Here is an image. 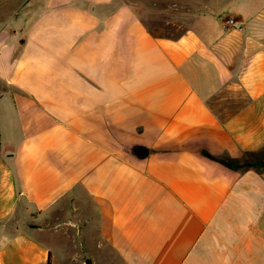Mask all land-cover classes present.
Listing matches in <instances>:
<instances>
[{"label": "crops", "instance_id": "obj_1", "mask_svg": "<svg viewBox=\"0 0 264 264\" xmlns=\"http://www.w3.org/2000/svg\"><path fill=\"white\" fill-rule=\"evenodd\" d=\"M174 2L0 0V264H264V0Z\"/></svg>", "mask_w": 264, "mask_h": 264}, {"label": "rangeland", "instance_id": "obj_2", "mask_svg": "<svg viewBox=\"0 0 264 264\" xmlns=\"http://www.w3.org/2000/svg\"><path fill=\"white\" fill-rule=\"evenodd\" d=\"M172 1H176L174 2L176 6H172L171 10L169 9V11H165V13H159L160 11H155L156 13H153L152 20H154L148 24L153 30L167 35H176L190 23L183 12L186 11L187 8L191 9V5L183 3L182 0Z\"/></svg>", "mask_w": 264, "mask_h": 264}, {"label": "built area", "instance_id": "obj_3", "mask_svg": "<svg viewBox=\"0 0 264 264\" xmlns=\"http://www.w3.org/2000/svg\"><path fill=\"white\" fill-rule=\"evenodd\" d=\"M226 24H228V25H231L232 24L233 25V20H230V19L229 20H226Z\"/></svg>", "mask_w": 264, "mask_h": 264}, {"label": "trees", "instance_id": "obj_4", "mask_svg": "<svg viewBox=\"0 0 264 264\" xmlns=\"http://www.w3.org/2000/svg\"><path fill=\"white\" fill-rule=\"evenodd\" d=\"M48 264H49V262H48Z\"/></svg>", "mask_w": 264, "mask_h": 264}]
</instances>
